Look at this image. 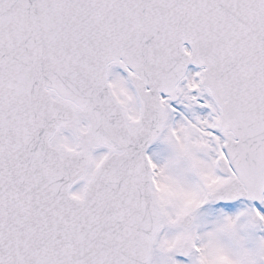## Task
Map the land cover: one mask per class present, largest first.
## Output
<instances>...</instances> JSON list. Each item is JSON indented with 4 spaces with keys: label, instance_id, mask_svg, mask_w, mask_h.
<instances>
[{
    "label": "snow or ice",
    "instance_id": "snow-or-ice-1",
    "mask_svg": "<svg viewBox=\"0 0 264 264\" xmlns=\"http://www.w3.org/2000/svg\"><path fill=\"white\" fill-rule=\"evenodd\" d=\"M0 264H264V0H0Z\"/></svg>",
    "mask_w": 264,
    "mask_h": 264
}]
</instances>
